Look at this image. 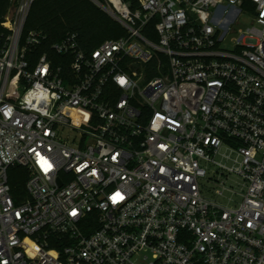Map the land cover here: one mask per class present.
I'll return each instance as SVG.
<instances>
[{"label": "built area", "instance_id": "obj_1", "mask_svg": "<svg viewBox=\"0 0 264 264\" xmlns=\"http://www.w3.org/2000/svg\"><path fill=\"white\" fill-rule=\"evenodd\" d=\"M8 1L0 264H264V0H91L124 29L92 49Z\"/></svg>", "mask_w": 264, "mask_h": 264}, {"label": "trees", "instance_id": "obj_2", "mask_svg": "<svg viewBox=\"0 0 264 264\" xmlns=\"http://www.w3.org/2000/svg\"><path fill=\"white\" fill-rule=\"evenodd\" d=\"M8 0H0V19ZM39 30L50 44L66 33H75L82 48L92 49L107 38L124 34L122 26L91 0H34L23 31ZM12 190L23 193L26 173L20 167H10Z\"/></svg>", "mask_w": 264, "mask_h": 264}, {"label": "rangeland", "instance_id": "obj_3", "mask_svg": "<svg viewBox=\"0 0 264 264\" xmlns=\"http://www.w3.org/2000/svg\"><path fill=\"white\" fill-rule=\"evenodd\" d=\"M244 16H241V18H243ZM245 19V17H244ZM241 19V22H243V25L246 24L245 20ZM204 184V193L208 198L213 199L215 202L224 205V206H237L239 204V202L241 201V197L235 193H231L228 191H223L222 195H215L212 193V189L210 187H214L215 186L211 183L208 182H204L202 183ZM231 184V183H230ZM233 187H235L236 189H239V187L241 186L240 180L237 179L236 177L233 178V182L231 184ZM210 186V187H209ZM217 187V186H216Z\"/></svg>", "mask_w": 264, "mask_h": 264}, {"label": "clouds", "instance_id": "obj_4", "mask_svg": "<svg viewBox=\"0 0 264 264\" xmlns=\"http://www.w3.org/2000/svg\"><path fill=\"white\" fill-rule=\"evenodd\" d=\"M120 78H123L124 79V77H118L117 78V80H118V83H120ZM121 84V83H120ZM122 85V84H121ZM31 95L33 96V97H35V99L37 100V102L39 103V101H40V99L41 98H47V93L45 92V91H43V90H40V91H36V92H33V93H31ZM11 111H12V109L11 108H9L7 111H6V115H10L11 114ZM42 163H45V167H47V164H46V162H43L42 161ZM162 171H163V169H161ZM117 193V195H113L112 196V200L113 201H116V200H118V199H121L120 198V195L118 194L119 193V191H117L116 192ZM28 243H31L32 244V248H37V245H35V243H33L32 241H27ZM33 253H32V251H31V249H29V255H32Z\"/></svg>", "mask_w": 264, "mask_h": 264}, {"label": "snow or ice", "instance_id": "obj_5", "mask_svg": "<svg viewBox=\"0 0 264 264\" xmlns=\"http://www.w3.org/2000/svg\"><path fill=\"white\" fill-rule=\"evenodd\" d=\"M97 55H99V54L97 53ZM46 72H47V69H46V68L42 69V73H45V74H46ZM125 82H126L125 79L120 78V83H121L122 85H123ZM5 114H7V113H5ZM85 115H86V114H85ZM37 155H38L39 158H40L41 166L44 168L45 172H47V171H49L50 169L53 168V164L50 163L45 157L41 156L39 153H38ZM115 159H116V156H113V160H115ZM42 161H43V162H46L47 167H45V163H42ZM85 167H87V164H82V165L79 166L78 170H82V169L85 168ZM118 194L120 195V198L123 199L122 194H121L120 192H119ZM114 195H117V193H115ZM114 202H115V201H114ZM76 214H77V213H76V211L74 210L73 213H72V215L75 216ZM3 264H8V262H7V261H4Z\"/></svg>", "mask_w": 264, "mask_h": 264}]
</instances>
